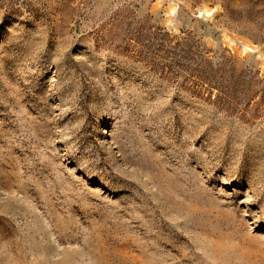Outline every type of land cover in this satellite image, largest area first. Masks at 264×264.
I'll return each instance as SVG.
<instances>
[{
  "label": "rangeland",
  "instance_id": "rangeland-1",
  "mask_svg": "<svg viewBox=\"0 0 264 264\" xmlns=\"http://www.w3.org/2000/svg\"><path fill=\"white\" fill-rule=\"evenodd\" d=\"M0 264H264V0H0Z\"/></svg>",
  "mask_w": 264,
  "mask_h": 264
}]
</instances>
